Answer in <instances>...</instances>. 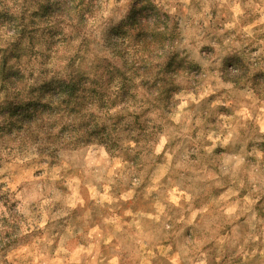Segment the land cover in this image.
Masks as SVG:
<instances>
[{"label": "clouds", "instance_id": "1", "mask_svg": "<svg viewBox=\"0 0 264 264\" xmlns=\"http://www.w3.org/2000/svg\"><path fill=\"white\" fill-rule=\"evenodd\" d=\"M0 264H264V0H0Z\"/></svg>", "mask_w": 264, "mask_h": 264}]
</instances>
